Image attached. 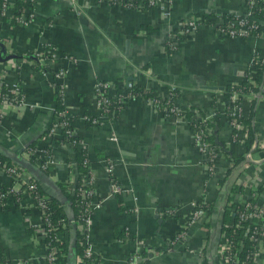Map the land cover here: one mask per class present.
I'll return each mask as SVG.
<instances>
[{
  "label": "crops",
  "instance_id": "obj_1",
  "mask_svg": "<svg viewBox=\"0 0 264 264\" xmlns=\"http://www.w3.org/2000/svg\"><path fill=\"white\" fill-rule=\"evenodd\" d=\"M74 4L78 8L69 0H37L32 6L25 5L24 21L9 24L0 19L5 55H15L0 60L4 94L7 90V99L0 104V153L59 200L69 219L60 236L67 251L65 264L77 262V232L84 236L82 246L94 253V264H222L218 258L219 217L232 186L244 188L251 179L264 183V82L255 101L251 121L255 138L247 158L245 146L233 140L223 113V90L227 84L244 80V71L255 56L264 58V39L221 38L203 24L175 39L168 52L165 42L189 15L240 13L243 0H176L169 9L159 3L153 8H125L97 0H75ZM41 50L51 52L42 65L30 58L21 64V55ZM58 66L65 71L55 77ZM98 80L120 87L127 83L151 87L161 95L174 87L180 93L179 105H193L213 116L215 98L221 116L217 138L233 151V157L244 154L239 165L244 168L232 167L226 174L231 161L219 153L210 174L188 121L164 116L142 97L129 98L116 118L87 127L84 111L99 112L94 97ZM14 83L20 85L21 101L11 99ZM55 84L61 86L66 114L78 116L71 123L90 159L95 192L87 222L73 221L74 210L59 187V182L75 178L67 161L73 155L72 146L51 144L54 163L49 170L24 157V147L52 122ZM248 113L246 102L245 118ZM46 140L38 139L36 147L44 146ZM109 160L111 173L107 172ZM8 179L0 170V184ZM113 185L119 190L114 191ZM235 191L240 195H233ZM233 193L231 203L250 196L244 189ZM258 194L257 202L264 207V190ZM202 200L214 204L192 224L184 241L173 244L191 204ZM7 203L0 208V264H45L46 249L29 227L39 221L38 209L26 196L19 206L12 199ZM170 210L176 216L169 217ZM124 229L128 236L120 239ZM135 252L131 262L129 257ZM256 263L264 264V252Z\"/></svg>",
  "mask_w": 264,
  "mask_h": 264
},
{
  "label": "trees",
  "instance_id": "obj_2",
  "mask_svg": "<svg viewBox=\"0 0 264 264\" xmlns=\"http://www.w3.org/2000/svg\"><path fill=\"white\" fill-rule=\"evenodd\" d=\"M2 1L0 0V15L2 11ZM26 0H14V3L11 5V15H3L0 16V19L3 21H7L9 24H17V22L22 18L23 16V10L25 5H28ZM116 0H110V2H114ZM122 2V5L132 3V8H139V7H149L148 0H120ZM259 4L264 5V0H257ZM140 3V6H139ZM253 16L258 18L261 22H251L254 23L255 27H250L249 35L244 37V39L249 37H262L264 38V10L262 9H255L252 13ZM213 13H204V17L209 20V24L220 26L215 22V19L213 18ZM222 16H227L230 19H235L236 15L234 13L230 12H224L222 13ZM29 17V15L27 16ZM241 18V17H240ZM250 23L248 22V25ZM249 27V26H248ZM221 28L226 29V24H221ZM176 39H180L181 36L178 34V29L174 30ZM221 38H227L224 37L223 33L218 34ZM228 39V38H227ZM170 41L169 39L166 40L165 43V51H170L169 47ZM5 47L4 42L0 38V51L1 49ZM21 57H24L26 59H34L37 61V52H26ZM42 65V63H39ZM43 67V68H42ZM45 66H41L42 70L45 69ZM55 74V72H54ZM245 76L251 75L253 83L249 82L247 78H244V80L240 81L238 84L231 83L227 84L224 87L223 94L226 99L230 98L233 91L238 92V96L233 102L226 103L224 105L223 113L224 115H228V107H231L233 105H237L241 102L242 99V92H249V90H252L256 93H259L261 90V86L264 82V60L263 62H258L253 60L250 62L247 66V68L244 71ZM5 88L2 84L1 90H0V102L1 98L4 94ZM175 93L177 96H180V93L177 89H175ZM129 94L130 96L134 97H142L144 99H153L157 101L156 107L158 109H161L165 107L168 110L163 111L164 115H171V116H184L186 119H188L189 126L192 128L194 124H198L201 127L207 126L210 128V131L203 132V140L209 144L211 147H215L216 151L219 153H223L226 155V157L233 163L234 168L237 167L239 170L240 162L244 160V154L233 157V151L227 147L224 143L220 142L217 138V128L221 124V116L220 111L215 108V98L212 100V108L215 111V115L213 116L210 112H208L205 109H196L193 105L179 106V112H174L170 110L171 108L175 107L176 105L172 102L171 98L168 96H163L159 94V92L151 87H144L142 85H132L130 87H120L117 84H115V92L113 95H109L108 101L109 105L108 107L110 110L107 112V116L109 119L116 118L118 112L124 108L127 103H122L119 101V97L121 95ZM55 106H54V113H53V119L52 122L49 124L47 128H45L37 139L33 140L31 143L26 145L24 147L23 151H26L28 149L34 150L36 148L37 140L40 138L46 137V143L44 144V149L46 150V153L53 157L52 152L50 151L51 144H56L59 146L69 144L72 146L73 155L70 158H67V161L69 163L74 164V172H75V181L73 184V189L71 190V186L69 181L59 182V187L64 195V197L69 201L70 205L72 206L74 210V218L73 221L76 223L80 218L84 219L85 214L83 213V210L79 208V206L84 202L85 204L90 201V196L86 198H82L80 191H86L88 188L83 184L84 181H88L91 176L92 172L90 170V159L87 154V149L82 144V138L79 135H76L74 133V127L72 125V121L77 118V114L73 113L72 115H67L65 111V106L61 101L62 98V91L61 86L58 84H55ZM256 98L253 99L250 102L249 107V113L247 118H240L241 122L245 123L247 125V136L244 141L245 150H249L251 144L254 141L255 132L252 127L251 121L253 119L254 114V106H255ZM198 113V114H197ZM82 116L85 118V125L87 127L92 126V120L94 117H97L90 111H84ZM199 116V118H197ZM201 117V119H200ZM1 119V117H0ZM231 119L230 117L228 120ZM203 120V121H202ZM59 122L61 124L59 128L58 134L55 135H49V132L53 125ZM38 158L37 160L41 163L43 160L41 159V156L39 154L36 155ZM29 161L32 163L34 162V159L31 157L29 158ZM205 164L210 165V162H205ZM52 165L47 166L45 170H49V168ZM13 163L11 162L10 158L2 153H0V170H7L8 168H13ZM18 169H21V167H18ZM231 171V168L227 169V173ZM210 173V172H209ZM226 178V175H225ZM31 182L35 184V190L31 193V196L40 197L44 196L45 201V208L44 211L46 213V216L49 217V220L51 222V225L54 227L53 229L50 228V226H46L47 233L45 236V242L48 243L50 246H54L57 248L56 252V264H65L66 262V247L65 243L63 241L58 240L56 237L57 233H64L68 228L69 219L67 218L64 209L62 208L59 200L47 193H45L38 182L35 180V178L32 176ZM14 181L9 178L7 181H2L0 184V192L4 193V197L0 199V208H5V206H8L7 200L12 199L14 206H19V202L21 201L23 197V190L26 187L25 185L21 186L20 189L15 190L13 192H9V188L13 185ZM243 190V186L241 184H234L226 198L225 205L222 209L221 216L219 217V220L221 222L220 225V235L218 236V242L224 237H226L230 242L232 243L233 250L235 249V246L237 245V242L239 240L242 241V250L240 252H237L241 260L245 261H252L253 255L257 252L258 246L255 242H252L248 240V238L245 237L246 234H250L252 231V225L247 221H241L239 218V215L241 211L244 209L243 206L238 205L236 202L231 203V200L233 198V191L235 189ZM262 189H264V184L262 186H259L256 190V193L258 194ZM9 192V193H8ZM251 204H255V199H250ZM214 202H211L207 204V207L211 208L213 206ZM173 216H176L175 213ZM189 219V215H187L186 220ZM186 220L183 221V224H185ZM257 229L256 231L260 234L262 232V224L259 220L256 221ZM51 226V227H52ZM125 229L120 232L119 236L120 239H124L127 237V233H125ZM208 238L211 236L209 231H206ZM77 234V252L78 254H82L84 247L82 246V241L84 239V236ZM245 237V238H244ZM214 239V238H211ZM95 261V256L92 257ZM90 259L87 260L86 264H89Z\"/></svg>",
  "mask_w": 264,
  "mask_h": 264
},
{
  "label": "built area",
  "instance_id": "obj_3",
  "mask_svg": "<svg viewBox=\"0 0 264 264\" xmlns=\"http://www.w3.org/2000/svg\"><path fill=\"white\" fill-rule=\"evenodd\" d=\"M36 1L37 0H26L25 2H27V4L29 6H32L35 4ZM97 1L98 2H100V1L101 2H104V1L107 2L108 1L112 5L118 4V5L125 7V8H132L131 2L128 5L127 4L122 5V2L120 0H116L112 3L110 2V0H97ZM175 1L176 0H148L149 7L153 8L156 4L159 3V5L166 7V9L167 8L169 9ZM69 2L71 5L78 8V6L74 4L75 0H69ZM12 3H14V0H3L2 1V11H1L0 16H3V15H6V16L9 15L10 16L12 14L11 13ZM139 6H140V3H139ZM243 6H244L243 12L234 13L236 15L235 19H230L227 16H222V13H224V12L213 13L214 14L213 18L215 19V22L220 25L218 27L215 25L209 24V20H207L204 17V14H191L183 21L182 25L179 27L178 34L180 36H183L185 34H188L191 31L197 30L203 24H208L209 26H211V29H213L217 34L223 33L224 37H227V38H233V37L244 38V37L249 35L250 27L256 26L254 23H251V22H259V23L261 22L258 18L253 16L252 13L257 8L264 10V5L259 4L257 2V0H243ZM79 13L80 12H78V14ZM22 17L23 18H21L19 21H24L26 19V18H24V15ZM248 22L250 23L249 25H248ZM221 24H226L227 28L226 29L221 28ZM174 34L175 33H171L170 38H168L170 41V44H169L170 48L174 44L175 39H176V36ZM4 46H5V44H4ZM50 53L51 52H49L48 50L38 51L37 52V61L39 63H42V60L44 58H46L47 55H50ZM65 57H67V56H65ZM253 60L258 61V62L259 61L263 62L264 58L259 59L255 56L253 58ZM20 61H21V64H24V62H26V58H21ZM64 71L65 70L63 69L62 66L61 67L58 66V68L56 69L55 74H54L55 77L61 76L64 73ZM3 76H4V74H3ZM3 76H2V74H0V90H1V87L3 84V82H2ZM244 77L247 78V80L249 82L253 83L251 75L245 76V74H244ZM236 84H238V83H236ZM132 85H133L132 83H127L126 87H130ZM10 90L13 93V96L11 97V99L13 100L14 97H17L21 101V98L18 97V95L20 94L19 83L12 84V87L10 88ZM114 90H115V86L109 80L108 81L107 80H98L95 83L94 97H95L96 106H97V109L99 112H98V114H94L97 117L93 118L92 126L93 125L99 126V125L103 124L104 120H106V119L109 120L108 116L106 115L108 110H110V108L108 107L109 101H108L107 97L109 95H113ZM165 90H166L165 95H163V96H168L169 98H171L172 102L176 105L175 107L171 108L170 110L174 111L175 113L179 112V106L180 105H179L178 96L175 93L174 87H170V88L168 87ZM6 93H7V90H6L5 94H3V96H2L0 104L3 103L5 101V99H7ZM237 96H238V92L233 91L230 98L226 99L225 103L233 102ZM257 96H258V93L254 92L252 90H249V92H247V93L242 92L241 102L237 105L235 104L231 107H228L227 117L231 118V119H229V125L233 131V133H232L233 140L236 142H239L243 146H244L245 138L247 136V125L245 123L241 122V120H240V118H245L244 114H243V105L246 102H248L249 107H250V102L253 99L257 98ZM131 97H134V96H130L129 94L128 95L127 94L121 95L119 97V101L122 103H127L129 98H131ZM145 100H147V102L151 103L162 114H163V111L168 110L165 107L158 109L156 107V104H157L156 100H153V99H145ZM164 116L173 117V118L178 119V120H187L188 121V119H186L184 116H180V117L176 116L175 117V116H171V115H167V114ZM197 118H199V116ZM60 126H61V124L59 122H56L53 125V127L51 128L49 135L52 136V135L58 134ZM191 129H192L194 144H195L196 148L199 150V152L204 155V157H205L204 161L210 162V165H208L209 172H210V174L213 175L214 170H215L214 169L215 162L217 161L219 152L216 151L215 147H211L209 144H207L203 140V136H202L203 132H205V131L208 132V127L207 126L201 127L198 124H194ZM111 139H113V138H111ZM251 146H252V144H251ZM251 146H250L248 151L245 150V152H244L246 158L250 156ZM37 154H39L41 156V159L43 160L41 163L37 160L38 159L36 157ZM24 157L27 159L32 157L34 159V161L42 169H45V168H47V166L54 163L53 157L49 156L46 153L44 146L36 147L34 150L28 149V150L24 151ZM69 166L71 167V169L74 170V164L73 163H69ZM112 166L113 165H112L111 161L109 160V164L107 167L108 173H111ZM229 166H230L229 168H232L235 165H233V163L230 162ZM244 166H241V167L244 168ZM241 167L239 168V171L242 170ZM22 171H23L22 168L18 169V167H16V166H14L13 168H8L7 170H5L6 174L9 176V178H11V180L14 181L13 185L9 188V192H13L16 190L14 188L16 184H19L20 186H23V185L26 186L23 190V196L28 197L33 202V204L38 209L39 215H40L39 221L38 222H31L29 224V227L33 230L32 232H33V235L35 236V238L38 240H41L42 244L44 245V247L46 249V253L44 255V263L45 264H56L55 260L57 258V256H56L57 248L54 246H50L48 243L45 242V236L47 233L46 226H50V228H52V229L54 228L51 225L49 217L46 216V213L44 211V208H45L44 198L45 197L40 196L37 198L35 196H31V193L35 190L36 186L34 183L31 182V180L29 178H27L25 176V174L22 173ZM93 180H94V178L92 175L88 181L86 180L83 182V184L88 188V190H86V191L81 190L80 191L82 198H86L89 196L91 198V196L94 194L95 190H94V186H93ZM68 181L70 183L71 190H72L75 178H73L72 180H68ZM263 184L264 183H257L256 179L247 180L246 183L244 184L245 186L243 189H244V191H247L250 194V196L247 199L240 200V201L236 202L238 205H241L244 208L239 215L240 220L244 221V222L247 221L252 225L251 233L249 235L246 234L245 237L248 238V240L255 242L257 244V246H258L257 252L253 255L252 261L247 262L245 260H241L239 255L237 254V252H240L242 250V241L239 240L237 242V245L235 246L236 250H233V246H232V243L230 242V240H228L226 237L223 236V238L220 240L219 251H218V258L222 264H257L256 263L257 256H259L261 254V252H264V207L257 202V199L259 198L258 197L259 194L256 193L257 188L259 186H262ZM112 188L114 191L119 190V187L117 185H113ZM235 194L240 195V192L235 191L233 193V195H235ZM3 197H4V193L0 192V199H2ZM250 199H255L256 203L252 205L250 202ZM206 207H207V203L203 200L193 202L191 204V211L189 213V219L186 220L185 224L180 228V232H178L175 235V237L173 238V240L171 241L173 244L176 242L182 241V240L184 241L186 239V236H187V233H188L190 227L206 211ZM79 208L81 210H83V213L85 214V218L84 219L80 218L78 221L87 222V218H88L90 212L92 211L91 201H89L86 204L84 202H82V204L79 206ZM174 213L175 212H173L171 210L168 211L169 217L173 216ZM257 220H259L262 224V232L260 234L256 231V229H257L256 221ZM60 236H61V233L56 234V237L58 238V240L62 241ZM83 247H84L83 253L77 256L76 264H86L87 260H89V259H90L89 264H94V259H92V257L94 256V253L92 252L91 248L87 245H84ZM136 255H137L136 252L132 253L129 257V260L131 262H133Z\"/></svg>",
  "mask_w": 264,
  "mask_h": 264
},
{
  "label": "water",
  "instance_id": "obj_4",
  "mask_svg": "<svg viewBox=\"0 0 264 264\" xmlns=\"http://www.w3.org/2000/svg\"><path fill=\"white\" fill-rule=\"evenodd\" d=\"M5 53H6V49L3 47L1 49V51H0V60H8V59H11V58H14L15 57L14 54H7V55H5Z\"/></svg>",
  "mask_w": 264,
  "mask_h": 264
}]
</instances>
